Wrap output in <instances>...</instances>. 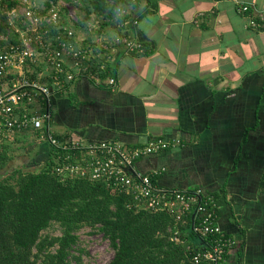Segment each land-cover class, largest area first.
Segmentation results:
<instances>
[{
	"label": "crops",
	"instance_id": "1",
	"mask_svg": "<svg viewBox=\"0 0 264 264\" xmlns=\"http://www.w3.org/2000/svg\"><path fill=\"white\" fill-rule=\"evenodd\" d=\"M239 3L249 11L229 0H136L126 34L140 48L117 46L107 69L116 86L77 78L55 96L51 129L127 147L178 137L135 170L214 194L220 227L238 239L229 264H264V0ZM91 14L104 37L122 33Z\"/></svg>",
	"mask_w": 264,
	"mask_h": 264
},
{
	"label": "built area",
	"instance_id": "2",
	"mask_svg": "<svg viewBox=\"0 0 264 264\" xmlns=\"http://www.w3.org/2000/svg\"><path fill=\"white\" fill-rule=\"evenodd\" d=\"M105 1L114 6L116 26L122 32L111 39L103 36L94 18L84 19L78 4L85 8L87 3L81 0H0V145L34 132L53 150L57 175L102 181L111 194L128 195V206L136 211L170 214L176 222L168 228L171 239L180 243L193 237L185 245L191 262L229 264L238 239L220 227L214 194L202 188L164 187L150 173L134 168L146 155L181 145L178 137L152 138L127 147L110 140L58 138L51 129L57 94L83 76L97 85L115 87L116 77L107 69L115 61L117 46L124 45L125 52L140 48L126 34L127 26L137 23L130 17L136 0ZM229 1L238 4V10L249 11L239 0ZM250 21L257 25L255 18ZM178 224H189L188 231Z\"/></svg>",
	"mask_w": 264,
	"mask_h": 264
},
{
	"label": "trees",
	"instance_id": "3",
	"mask_svg": "<svg viewBox=\"0 0 264 264\" xmlns=\"http://www.w3.org/2000/svg\"><path fill=\"white\" fill-rule=\"evenodd\" d=\"M81 1L87 3L85 20L93 13L106 19L102 24L117 21L114 6L105 0ZM52 153L39 171L14 169L0 177V264H77L82 226L96 228L109 240L114 254L108 264H194L185 250L193 237L180 243L171 239L173 216L136 211L128 206V195L111 194L102 181L62 178L53 171ZM9 158L1 148L0 169ZM54 225L59 235L43 234ZM188 225L178 224L186 232Z\"/></svg>",
	"mask_w": 264,
	"mask_h": 264
},
{
	"label": "rangeland",
	"instance_id": "4",
	"mask_svg": "<svg viewBox=\"0 0 264 264\" xmlns=\"http://www.w3.org/2000/svg\"><path fill=\"white\" fill-rule=\"evenodd\" d=\"M78 7L82 10L85 9L79 4ZM83 14H85V12H83ZM93 17L94 16L91 14L87 18L88 20H92ZM99 21H101L100 18ZM33 133L26 132L23 135L12 138V140L3 144V147L0 145V149H5L6 154L10 157V160L7 161L5 166L0 169V177L7 175L8 172L14 169H20L25 172L39 171L45 166L49 158L48 150L51 149V147H49L50 145L44 139ZM59 230V227L54 225L44 230L43 234L52 233L59 235ZM77 235L78 247L82 249L80 261L77 264L109 263L114 254V249L111 247L109 240L106 239L101 232L96 228L82 226L77 231ZM70 264H75V261L71 260Z\"/></svg>",
	"mask_w": 264,
	"mask_h": 264
}]
</instances>
